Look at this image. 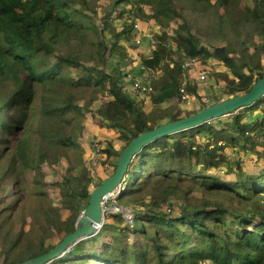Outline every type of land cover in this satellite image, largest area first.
Masks as SVG:
<instances>
[{"label":"trees","instance_id":"trees-1","mask_svg":"<svg viewBox=\"0 0 264 264\" xmlns=\"http://www.w3.org/2000/svg\"><path fill=\"white\" fill-rule=\"evenodd\" d=\"M139 21L159 27L154 50L139 53L145 95L109 66ZM188 60L229 70L212 74L228 84L210 104ZM263 75L264 0H0V264L72 234L134 138L243 95ZM182 89L196 110L180 109ZM123 200L131 223L106 212L95 236L50 264H264V97L146 145Z\"/></svg>","mask_w":264,"mask_h":264},{"label":"water","instance_id":"water-1","mask_svg":"<svg viewBox=\"0 0 264 264\" xmlns=\"http://www.w3.org/2000/svg\"><path fill=\"white\" fill-rule=\"evenodd\" d=\"M264 97V75L243 95L230 97L203 108L198 113L178 121H168L152 131H145L134 138L117 159L115 172L97 186L90 194L87 208L79 217L75 231L66 236L55 248L20 264H50L64 256L71 247L95 236L105 222L103 205L114 193H119L128 168L135 155L151 142L171 134L199 127L214 119L224 118L240 110L251 108ZM114 212V211H111Z\"/></svg>","mask_w":264,"mask_h":264},{"label":"rangeland","instance_id":"rangeland-1","mask_svg":"<svg viewBox=\"0 0 264 264\" xmlns=\"http://www.w3.org/2000/svg\"><path fill=\"white\" fill-rule=\"evenodd\" d=\"M137 24H138V26L141 25L143 27V28H141L143 36H145L143 47H134V45H133L134 41L133 40H131L130 42H127V43H126V41L123 40V44H124L123 46L126 48V52L124 53L125 56L120 51V53L123 55L122 59L120 58L119 54H116L114 56V58L110 59V61H109L110 67H116L117 64H119L122 69H125V72H128L129 77H128V80L126 81V84H127L126 86H128L132 80H143V79H145V75L143 74L142 68L140 66L139 53L143 50L144 52H147L146 56H148L151 53V51L154 50V48L152 49L150 43L147 44V42H149V40L152 38L153 33L155 31H159V27L156 26L154 23L149 22V24H147V23H142L139 21V22H137ZM190 61L191 60L186 61L183 64L182 68L184 70H186L188 79L192 82H196L199 85V91H200L202 98L205 100L207 99L208 102H206V103L210 104L212 101H214L215 97L220 96V92L222 93L221 90L223 89V91H224L225 86L228 84L227 81H224V80H220V82H218V84H217V81L214 77H212V74L220 73V72L229 73V70H227V68L224 66L223 63H219L217 60H210L209 61L208 65L206 66L207 71L202 70L201 66H198L197 60L195 63H191ZM203 75H206V78L203 81H200V78ZM222 100H224V99H222ZM195 101H197V100L191 99V97H190V100L186 103H183L181 101L180 109L182 111L196 110L198 108L199 103L197 102L195 104ZM141 104L146 105L147 103L145 104L144 102H141ZM162 107L163 108H169V106H165V105H163ZM182 111H181V113H182ZM258 114H260V113L255 112V111H252V113L250 112L249 117L245 121L246 122L252 121L255 118V116H257ZM229 121L231 122V120H229ZM109 132H111V131H109ZM193 195L194 196H200V192L198 190H195L193 192ZM0 196H3V195L0 194ZM115 200H116V194L115 193L106 199V201L103 205L105 212L111 213V211H114V213L115 212L117 214L121 213L123 216L126 217L127 212L131 211L129 209H125V208H130V207H128V204H127L128 202L126 200H123L121 203L118 202V206H117Z\"/></svg>","mask_w":264,"mask_h":264},{"label":"built area","instance_id":"built-area-1","mask_svg":"<svg viewBox=\"0 0 264 264\" xmlns=\"http://www.w3.org/2000/svg\"><path fill=\"white\" fill-rule=\"evenodd\" d=\"M133 35H134V43L137 45V46H141L142 45V39L141 37L138 36V33H139V26L138 24H135L134 27H133ZM152 49L155 48L154 47V41H151L150 43ZM191 63H195L196 60H191L190 61ZM142 71L144 72V75H145V78H147V71L145 69L142 68ZM206 78V75H203L201 76L200 78V81H203L204 79ZM139 93L140 95H145V94H148V93H151L153 92V88L150 84H145L143 83L141 80H132L130 82V93ZM182 93V102L183 103H186L190 100V96L184 91V89H182L181 91ZM116 194V197H117V192L115 193ZM113 194H111L110 196H112ZM109 196V197H110ZM108 197V198H109ZM116 201V200H115ZM129 223H131L133 221V218H134V214L132 211H129L127 212V216H123Z\"/></svg>","mask_w":264,"mask_h":264}]
</instances>
